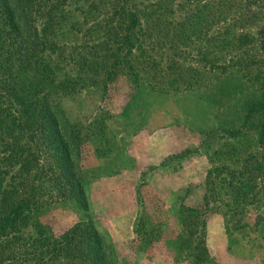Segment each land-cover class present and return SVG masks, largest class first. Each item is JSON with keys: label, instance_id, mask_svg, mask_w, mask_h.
Segmentation results:
<instances>
[{"label": "trees", "instance_id": "trees-1", "mask_svg": "<svg viewBox=\"0 0 264 264\" xmlns=\"http://www.w3.org/2000/svg\"><path fill=\"white\" fill-rule=\"evenodd\" d=\"M53 61L74 65L105 93L121 76L134 90L198 89L241 64L259 94L242 101L238 129L223 130L230 138L253 130L264 145V0H0V264H130L91 219L58 235L37 219L59 200L85 201L82 145L90 133L63 105L86 78H58ZM214 179L215 199L204 191L200 204L179 205L194 264L207 261L205 216L222 193L216 188L257 200L250 176L240 187Z\"/></svg>", "mask_w": 264, "mask_h": 264}, {"label": "rangeland", "instance_id": "rangeland-1", "mask_svg": "<svg viewBox=\"0 0 264 264\" xmlns=\"http://www.w3.org/2000/svg\"><path fill=\"white\" fill-rule=\"evenodd\" d=\"M209 29L217 35V27ZM53 66L60 79L86 78L63 105L68 117L90 133L82 145L85 201L54 202L39 214V223L58 235L91 219L111 239L122 263L194 264L180 203L200 204L204 191L215 199L210 182L215 176L217 183L232 179L238 187L250 176L255 202L236 191L235 199L224 194L230 190L226 184L216 188L222 193L205 216L209 253L203 258L204 264H264V145L253 130L242 129L234 138L223 130L238 129L242 101L259 94L241 64L212 75L198 89L171 93L144 86L134 90L123 76L105 93L74 65L53 61ZM207 131L215 135L209 141ZM105 190L111 192L98 205L94 195ZM232 204L239 206L233 216L227 212Z\"/></svg>", "mask_w": 264, "mask_h": 264}, {"label": "crops", "instance_id": "crops-1", "mask_svg": "<svg viewBox=\"0 0 264 264\" xmlns=\"http://www.w3.org/2000/svg\"><path fill=\"white\" fill-rule=\"evenodd\" d=\"M109 192H111V191H108V190H105L104 192H102V193H96L94 196H95V198H96V200H97V204L98 205H100L101 204V202H103V197H106V194L107 193H109ZM103 206V205H102ZM101 206V207H102Z\"/></svg>", "mask_w": 264, "mask_h": 264}]
</instances>
